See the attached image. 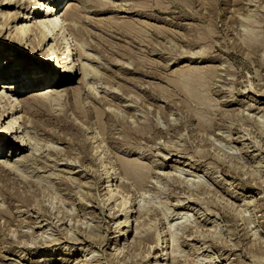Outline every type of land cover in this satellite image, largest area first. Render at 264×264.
<instances>
[{
  "label": "rangeland",
  "instance_id": "obj_1",
  "mask_svg": "<svg viewBox=\"0 0 264 264\" xmlns=\"http://www.w3.org/2000/svg\"><path fill=\"white\" fill-rule=\"evenodd\" d=\"M49 1L17 0L6 7L0 0V64L10 53L19 56L3 40L15 27L33 25V10L42 15ZM95 3L68 0L81 7L88 35L83 41L92 58L81 60L92 69L89 88L82 85L80 95L66 100L51 96L43 101L49 107L39 103L35 109L46 114L37 115L39 127L47 129H24L40 136L33 138L40 143L38 157L19 172L0 173V191L7 190L0 192L1 212L12 215L0 212V264H158L163 252L170 253L168 264H264V0H102L104 9ZM68 38L76 43L71 52L77 64L83 41ZM29 42L23 61L36 63L37 57L39 63L43 50H32ZM82 77L70 86L80 87ZM9 82L0 85L15 84ZM19 109L15 115L26 116ZM85 136L117 176L118 202L104 197L100 166ZM17 151L11 145L10 157L0 161L31 157L30 149ZM122 160L144 167L141 185L125 177ZM119 202L124 206L118 211ZM127 205L135 209L127 237L112 244Z\"/></svg>",
  "mask_w": 264,
  "mask_h": 264
},
{
  "label": "bare ground",
  "instance_id": "obj_2",
  "mask_svg": "<svg viewBox=\"0 0 264 264\" xmlns=\"http://www.w3.org/2000/svg\"><path fill=\"white\" fill-rule=\"evenodd\" d=\"M92 1L96 2L95 4H97V3L100 4L99 5L100 7L104 6V4H105V2H104V4L102 3V0H92ZM142 1L145 2V5H146V3H148V0H147V2L145 0H141V3H142ZM49 2H50L49 3V7H45V9H43L44 11H43L42 15H40L41 14V10H39V9L38 10H36V9L33 10V17H32V18H34L33 25H31L30 27H28L27 25H20L18 27H15V29L17 28L16 29V33L13 34V33L10 32L11 35H10L9 38H11V39L8 40V41H6L7 39L6 40L5 39L3 40V43H5L6 45H10V47L13 49V51L15 53H19V56L20 57L17 56V55H15V54H13V53H10V55H8V58L6 60H3L2 64H0V66H3L4 67L3 70H5L2 73L0 72V80L10 81L9 82L10 84H13V82L15 83L13 86L12 85H7V84L0 85V88L6 90V92H8V93H6L4 90L2 92H0V103H3L4 104V106H2V110L0 109V141H3V143L0 145V158H2L3 156L4 157L9 156L10 157V155H8L7 153H9V150L11 148V145H12V150L13 149L15 150V148L18 150L16 153L14 152V154L19 153V151H21V153L19 155H21L23 153L25 154L26 151H28L29 149L32 151V153H31V157L24 156V160H18L16 162L12 163V164L9 163L8 161H0V173H1V175H2V173H5V174L6 173L7 174L10 173V174H12L13 171H18L20 169V166L21 165L22 166L24 165V162H25V164H27L28 162H29V164H31L30 161L33 162V161L36 160V157H38L36 155V153L39 151V144L40 143L37 140H36L37 142L35 140L33 141V138H35V139L38 138V137L40 138V136L37 135L38 133L36 135H34V134L29 135V133L27 134L28 131L25 132L26 134H24V131H25L24 129H26L27 127H30V128H33V129L34 128L35 129L36 128L38 129L39 124H41V123H38V119H37V115L38 114L39 115H42V114L43 115H46V114L43 113L44 111L42 112L41 110H38V109L36 110L35 107L39 103L43 105L42 108L44 107V104H45V106H47L48 102L46 104L43 101L45 99L52 98L51 96H53L55 99H61V97H63V96H67L68 97L69 95H72L71 97H73V95L74 96L77 95V94L80 95V93H82V91H83L82 90V88H83L82 85L83 86L85 85V87H87L88 86V80L92 79V69L90 68V66L88 64L83 63V60H81V59H86L87 61H91V58H92V55H90L89 53H86V49H89L90 48V47L88 48V45L86 43L88 40L87 41L85 40L86 42L83 41V38L84 37H87L88 35L86 36V34H87L86 32L87 31L85 32L84 28L81 26V23H83V22H81V19H82L81 17H83V16L80 17V15H79V13H81V10H80L81 7L76 6V5H73V4H68V0H50ZM16 3H18L17 0H2V5L4 4V6H6V7L7 6H16ZM149 3H151V2H149ZM160 3H158V4H160ZM62 4H64L63 7H62ZM101 4H103V5H101ZM137 4H140V2L139 3L137 2ZM137 4H135V5H137ZM39 5H43V4L39 3ZM106 5L107 4H105V7H106ZM142 5H143V3H142ZM145 5H144L143 8H146ZM153 6H155V5L153 4ZM64 7H65V10H64ZM83 7H85V6H83ZM147 7H149V6H147ZM138 8H139V6H138ZM138 8L136 7V9H138ZM146 9H148V8H146ZM153 9H154V7H153ZM141 10H143V9H141ZM141 12L143 13V11H141ZM145 12H148V11H145ZM150 12L151 11L148 12L149 15H150ZM146 15H148V14H146ZM5 24H7V23H5ZM7 28H8V26H7ZM8 29H10V28H8ZM128 29H129V27H128ZM67 30H68V33H67ZM111 30H112V27L110 25V27L108 28V31H111ZM105 31L107 32V30H105ZM135 32L132 31V34L135 33ZM68 34H71L72 37L75 36V37H77V39H80V40L83 41V43L81 42L82 44L79 45L81 47L80 48L81 50H80V53L78 52L79 53V58H80V59H78V61L79 60L80 61L77 64L74 62L73 57H72V54L73 53L71 52L73 50V46H75L76 43H74L73 40L71 41V39L68 38ZM128 34H131V33L128 32ZM137 34L139 35L140 33H137ZM107 35H109V33H107ZM121 35H123V34H121ZM159 35H157V36L159 37ZM141 36L142 35H140V37ZM126 37H127V35H126ZM134 41H138V40H134ZM28 42L29 43H32V45H31L32 46V50H35L36 48H38V49L40 48V50H43V52L41 54V57L42 58L40 59V62H39L40 64L37 63V57H33V60L36 61V63H29V62H26L25 60L23 61V56L25 54H27V49L24 48V45L27 44V46H28ZM251 44L252 43L250 42L249 45H251ZM31 46L29 45V47H31ZM28 51H29V49H28ZM0 58H1V56H0ZM0 61H1V59H0ZM78 66H79V70L77 68ZM50 70H53V72L50 71ZM79 74H82V76H83L82 79H81L83 81H81L79 83L80 84V87L79 86L71 87L70 85H72L74 82H76L77 77H78ZM93 77H94V73H93ZM191 84L193 86V83H191ZM194 85H195L194 88L197 87V85L195 83H194ZM61 87H66V89L59 90ZM88 88H89V86H88ZM194 88L191 91H194ZM35 91L36 92L46 91V93H45L46 95L45 94H43V95L42 94L41 95H33L29 99H27V100H21V101L17 100L18 98H13V96H16L17 94L18 95H24V94H27V93H34ZM62 92H64L65 95L64 94H61ZM79 95H78V97H79ZM67 97L66 98L63 97V98L66 100ZM71 97L69 96V99ZM79 102H80V99H79ZM198 103H199V100H198ZM202 103L204 104V102H202ZM202 103L200 105H203ZM49 105L50 104H48V107H49ZM199 106L197 104V107H199ZM19 108L25 109V111H26V114L25 115L26 116L18 117L17 115H15L16 112L18 110H20ZM44 110L47 111V107ZM50 110H51L50 112H52V109H50ZM74 110H73V112H74ZM53 112H52V114H53ZM54 113H56V112H54ZM60 114L63 115L64 113H60ZM80 114L83 115L84 113H80ZM80 114H77V115H79V117H80ZM85 114H87V115H86V117L85 116L84 117L87 118V116L89 115V113L87 112ZM56 115H59V113L56 114ZM10 116H11V118L9 119ZM64 117H66V115L65 116L63 115V118ZM7 118H8V120H7ZM113 118L114 117L112 116V119ZM82 119H83V116H82ZM110 119H111V117H110ZM44 120H45V118H44ZM58 120H59V118H58ZM49 122H50V120H49ZM53 122L54 121H52V123ZM108 122H109V120H108ZM119 123L121 125L123 124L122 122H119ZM27 124L29 126H27ZM47 124H48V121H47ZM66 124L70 125L69 124V121ZM22 125H26V126L25 127L24 126L22 127ZM42 125H41V127L43 128ZM54 125H55V123H54ZM57 125H59V123ZM72 125H74V126L76 125L77 127H81L80 125H77L75 122H72ZM146 125L147 126H145V128L149 126L148 124H146ZM123 126L124 127H127L125 125H123ZM123 126H121V127H123ZM68 127L69 128H74L73 126L72 127L68 126ZM68 127H66V128H68ZM141 127H142V129H144V126H141ZM42 128L39 127V129H41V130H42ZM45 128L46 127H44L43 129H45ZM60 128H63L64 129L65 127H60ZM127 128H130V127L128 126ZM154 128H155V126H154ZM20 129H22V130H20ZM79 129H80L79 132H81L83 134L86 131L84 129V127H81ZM79 129L76 128V130H79ZM130 129H132V128H130ZM134 129L135 128H133V130ZM139 129H141V128H139ZM139 129H135V130H137L138 133H139L140 132ZM107 130L109 131V129H107ZM124 130H122V133H123ZM147 130H149V128ZM147 130H145V131H147ZM127 131H126V135H129L128 134L129 132L127 133ZM137 131H135V132H137ZM142 131H144V130H142ZM131 132H130V134H131ZM74 133H76V131ZM124 133H125V131H124ZM124 133H123V135H124ZM140 133H142V132H140ZM63 134H64V132H63ZM132 135H134V134L132 133ZM55 137H57V136H55ZM124 137H125L124 141L126 140V142H127L129 139L127 140L126 139V136H124ZM138 137H139V135H138ZM129 138H132V137L130 136ZM110 139H112V138H110ZM142 139H143V137H142ZM82 141H83V139H82ZM84 141L86 142V144L90 148V151H92V156L94 157V163L96 162V165L98 164V166H100L101 176L98 179V181H99L98 183H100V184L103 183V185H104V188L102 189V193L104 194V197H107L108 200H114V201L118 202L120 200V198H121L120 197L121 192L120 191L119 192L117 191V183H116L117 182V176H114V173L112 172V170L110 168L108 169V167H107V165H105V162L104 161L103 162L101 161V159L99 158V156L97 154V151L95 152V147H93V142H92L91 138L85 136V140ZM113 141H112V143H113ZM124 141H121V142L124 143ZM133 141H135V140H133ZM132 142H130V143H132ZM127 146H129L128 143H127ZM33 156H34V158H33ZM120 163H121V165L123 164V167H124L123 171H124L125 177L127 179L132 180V181H136L137 184H140V185H141V183H143L142 180H144L143 179L144 177H143V174L142 173L144 172V167L138 161L131 160V161H128L127 162V161L124 160V162H123V160H122V162H120ZM34 164H36V162H34ZM222 165H224V166L226 165V167H228L229 170L235 172L236 174H239V175H243L244 174L243 171H242L243 174H241L240 170H238L235 166L227 165L226 163L225 164L222 163L221 166ZM13 175H14V173H13ZM16 175H18V177H19V174H16ZM144 175H145V173H144ZM140 181H141V183H138ZM3 187H4V184H3ZM8 187H10V186H8ZM4 191L6 192L7 190H4ZM0 192L1 193H5V192H2V191H0ZM12 192H10V194ZM7 194H9V193H7ZM17 194H18V192H17ZM118 194H120V195H118ZM30 195L31 194H28L27 197L30 196ZM32 195H34V194H32ZM11 196L13 197V193H12ZM16 197H17V195H16ZM16 197H15V194H14V199ZM19 197H20V195H18V198ZM10 199L11 198H9V200ZM22 199H25V197L22 198ZM30 199H32V198H29V200ZM12 200H13V198H12ZM27 200H28V198H27ZM27 200H25L26 203L23 202L24 205L29 203V202H27ZM19 201H22V200H19ZM123 206H124L123 202H119V204H118V208H119L118 211L120 209H122ZM125 207L126 208L124 209V211H122L120 213V218L118 219V221L115 222L116 224H114L115 229L118 230V234H117L118 238L112 244H115L117 242L122 243L123 241H125V238L127 237V233H128L129 230L124 231V229L125 228H129L131 226V218L133 217V213L135 212V209L133 208L132 205H127ZM2 208L3 207L0 208V212H1ZM125 210H126V212H125ZM4 212L8 214V212H6V211H4ZM4 212H1V213L4 214ZM225 212H226L225 215L227 214L230 218H232L235 221V214L233 212H231L229 210H226ZM8 215H10V217L12 216L10 214V212H9ZM1 216H3V215H1ZM3 217H1V218H3ZM8 218H9V216H8ZM8 221H10V219ZM5 223H6V221H5ZM233 225L235 227L239 226V224H237L235 222H234ZM115 229L112 230V233L115 232ZM73 237H72V239H73ZM40 238H42V237H40ZM19 243L22 244L21 241ZM24 243H26V242H24ZM33 244L34 245H32V246L34 247L35 244H37V243H35V241H34ZM39 244H40V242H39ZM27 246H29V245H27ZM38 247H40V246H38ZM121 253H122V251H119L118 254H117V257H119L121 255ZM169 255H170V253H168V252H165L164 253L163 252V255H161V258L163 257V259L158 260V264H168ZM151 257H153V256H151ZM49 260H50L49 262L51 263L52 262V259H49ZM42 261L46 263L47 259H43L40 262H42ZM143 263L150 264V260L148 259L146 262L143 261ZM67 264H69V263H67Z\"/></svg>",
  "mask_w": 264,
  "mask_h": 264
}]
</instances>
